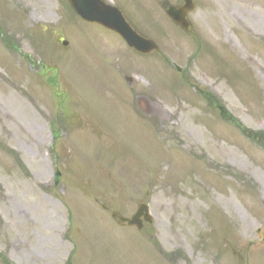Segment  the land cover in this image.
Segmentation results:
<instances>
[{"label": "rangeland", "instance_id": "obj_1", "mask_svg": "<svg viewBox=\"0 0 264 264\" xmlns=\"http://www.w3.org/2000/svg\"><path fill=\"white\" fill-rule=\"evenodd\" d=\"M195 2L189 34L127 4L142 54L67 0H0V264H264V0ZM142 202L141 230L111 216Z\"/></svg>", "mask_w": 264, "mask_h": 264}, {"label": "water", "instance_id": "obj_2", "mask_svg": "<svg viewBox=\"0 0 264 264\" xmlns=\"http://www.w3.org/2000/svg\"><path fill=\"white\" fill-rule=\"evenodd\" d=\"M98 1V0H69L72 8L80 14L86 21L92 23H99L106 28H109L117 33H119L126 42L137 49L140 52H150L156 49V44L149 39L143 38L138 35L131 26L126 22L121 12L115 8L105 4H88L87 2ZM185 5L181 8H176L170 6L167 10V14L178 24H180L184 29L188 30L189 23L186 19V14L188 11L194 8L192 0H185ZM65 45L67 41L63 42ZM60 174L55 180L57 184L60 180ZM114 217H118L121 221L127 222L129 225H137L139 228L142 227L141 216H144L145 220L151 222L152 217L148 213V207L145 204H141L138 211L131 218H125L123 216H117L116 213L113 214Z\"/></svg>", "mask_w": 264, "mask_h": 264}, {"label": "bare ground", "instance_id": "obj_3", "mask_svg": "<svg viewBox=\"0 0 264 264\" xmlns=\"http://www.w3.org/2000/svg\"><path fill=\"white\" fill-rule=\"evenodd\" d=\"M4 100L7 101L8 103H10L11 105H13V107L18 112H20V114L26 113V111H24V109H23L22 103L16 97H14V95H10L8 97H5ZM140 104L141 105L145 104L144 105L145 107L147 105L148 107H146V108H148L149 114L156 116L160 123H163L164 121L169 120V114L159 104H156V103H155V105L154 104H150L145 99H141L140 100ZM180 119L182 120V126H183L182 130L188 132V133L186 132V135L188 137L191 136V134L189 133V131L191 129H190V126L187 123V119L186 118H180ZM214 148L216 149V152L218 154H220V155L222 153L228 152V151H230V153H234L235 152V150H233V149H227V148L222 147V146H218V147L214 146ZM245 222L247 223V229H249L250 226L248 224V219L246 218V216H245Z\"/></svg>", "mask_w": 264, "mask_h": 264}, {"label": "flooded vegetation", "instance_id": "obj_4", "mask_svg": "<svg viewBox=\"0 0 264 264\" xmlns=\"http://www.w3.org/2000/svg\"><path fill=\"white\" fill-rule=\"evenodd\" d=\"M103 4H114L120 8V10L123 12L125 18L127 21L132 25L131 23V17L127 12V4H171V1L169 0H102ZM176 4H182V1H175ZM133 26V25H132ZM134 27V26H133Z\"/></svg>", "mask_w": 264, "mask_h": 264}]
</instances>
